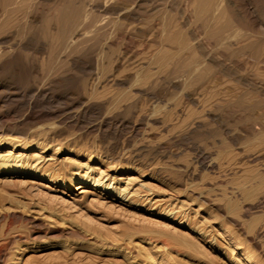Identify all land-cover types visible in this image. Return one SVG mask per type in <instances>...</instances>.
<instances>
[{
  "label": "rangeland",
  "instance_id": "1",
  "mask_svg": "<svg viewBox=\"0 0 264 264\" xmlns=\"http://www.w3.org/2000/svg\"><path fill=\"white\" fill-rule=\"evenodd\" d=\"M8 1L0 135L58 182L0 178V264H264V0Z\"/></svg>",
  "mask_w": 264,
  "mask_h": 264
},
{
  "label": "bare ground",
  "instance_id": "2",
  "mask_svg": "<svg viewBox=\"0 0 264 264\" xmlns=\"http://www.w3.org/2000/svg\"><path fill=\"white\" fill-rule=\"evenodd\" d=\"M8 1V0H7ZM13 1H15V0H13ZM27 1V0H26ZM105 1V0H104ZM110 1H113V0H110ZM159 1V0H158ZM187 1V0H186ZM196 1V0H195ZM195 1H193V2H195ZM217 1H220V0H217ZM230 1V0H229ZM5 2V1H4ZM22 2H23V0H22ZM135 2V1H134ZM190 0H189V4H187L186 6H188L187 7V9H189V6H190ZM216 2V0H197V2H196V4H197V6H198V10L201 12L200 13V15L202 14V13H204L203 15H206L205 13L206 12H208L209 11V9H210V7H213V6H211V5H214V3ZM221 2V1H220ZM235 2V1H234ZM8 3H9V1H8ZM7 3V4H8ZM104 3H106V2H104ZM136 3V2H135ZM142 3V2H141ZM230 3V2H229ZM6 4V5H7ZM68 4H70V3H68ZM68 4H65L66 6L68 5ZM217 4H219V3H217ZM220 4H222V3H220ZM15 5V4H14ZM65 5H64V8H65ZM79 5V4H78ZM120 5V4H119ZM135 5V4H134ZM216 5V4H215ZM214 5V6H215ZM230 5V4H229ZM21 6V5H20ZM98 6H99V4H98ZM121 6V5H120ZM133 6V5H132ZM136 6V5H135ZM184 6V5H183ZM196 6V5H195ZM196 6V7H197ZM223 6V5H222ZM228 6V5H227ZM9 7V6H8ZM73 9H75V6L73 5ZM103 7H104V5H103ZM108 7V6H107ZM114 7V6H113ZM194 7V6H193ZM219 7V6H218ZM229 7V6H228ZM228 7H225V10H226V14H227V18H228V21H224V25H221V26H219V27H217V29H215L214 30V28H212L213 30L212 31H214V34L215 35H222L221 33H224L223 31H226L227 32V30H228V27H230L231 25H230V23L232 22V19H236V17L234 16V13H230L229 12V8ZM102 8V7H101ZM118 8V7H117ZM131 8V7H130ZM195 8V7H194ZM233 8H234V6H233ZM10 9V8H9ZM68 9V8H67ZM108 9V8H107ZM136 9V8H135ZM240 9V8H239ZM5 10V9H4ZM69 10V9H68ZM71 10V9H70ZM114 10V9H113ZM117 10V9H116ZM121 10V9H120ZM171 10V9H170ZM192 10V9H191ZM210 10H212V9H210ZM13 11H15V10H13ZM65 11V10H64ZM72 11V10H71ZM74 11H79V10H77V9H75V10H73V12ZM118 11V10H117ZM128 11H130V10H128ZM134 11V10H133ZM220 11V10H219ZM233 11V10H232ZM231 11V12H232ZM59 12H60V10H59ZM73 12H71V13H73ZM131 12V11H130ZM210 12V11H209ZM235 12V11H234ZM255 12V11H254ZM108 13H109V11H108ZM118 13V12H117ZM124 13V12H123ZM128 13V12H127ZM133 13V12H132ZM218 13V12H217ZM221 13V12H220ZM253 13V12H252ZM135 14V13H134ZM133 14V15H134ZM215 14V13H214ZM237 14V13H236ZM64 15V14H63ZM71 16H73V14H70ZM132 15V16H133ZM209 15V14H208ZM216 15V14H215ZM214 15V16H215ZM13 16V15H12ZM62 16V15H61ZM65 16H66V14H65ZM127 16H128V14H127ZM130 16V15H129ZM214 16H212V18L214 17ZM219 16V15H218ZM17 17V16H16ZM59 17H60V15H59ZM67 17V16H66ZM66 17H65V19H66ZM76 17V16H75ZM105 17V16H104ZM126 17V16H125ZM201 17H203V16H201ZM216 17V21H218V19L220 18V16L217 18V16H215ZM214 17V18H215ZM13 18V17H12ZM20 18V17H19ZM77 18V17H76ZM124 18V17H123ZM127 18V17H126ZM129 18V17H128ZM130 18H131V16H130ZM171 18V17H170ZM213 18V19H214ZM6 19V18H5ZM59 19V18H58ZM71 19V18H70ZM78 19V18H77ZM209 19V18H208ZM259 19V18H258ZM18 20V19H17ZM72 20V19H71ZM76 20V19H75ZM74 20V21H75ZM84 20H86V19H84ZM121 20V19H120ZM189 20V19H188ZM187 20V21H188ZM221 20V19H220ZM19 21V20H18ZM63 21V20H62ZM98 21V20H97ZM101 21V20H100ZM209 21V20H208ZM207 21V22H208ZM65 22V21H64ZM70 22V21H69ZM75 22H77V21H75ZM219 22V21H218ZM12 23V22H11ZM68 23V22H67ZM66 23V24H67ZM85 22L83 21V24H84ZM181 23V22H180ZM206 23V22H205ZM34 24V23H33ZM63 24H65V23H63ZM65 24V25H66ZM74 24V23H73ZM90 24H92V23H90ZM93 24H95V23H93ZM102 24V23H101ZM182 24H184L183 22H182ZM218 24V23H217ZM75 25V24H74ZM79 25V24H78ZM214 25V24H213ZM230 25V26H229ZM235 25V24H234ZM93 26V25H92ZM215 26V25H214ZM79 27V26H78ZM206 27V26H205ZM250 28V27H249ZM235 29V28H234ZM247 29H248V27H247ZM74 30V29H73ZM79 30V29H78ZM99 30V29H98ZM77 31V30H76ZM95 31V30H94ZM176 31V30H175ZM211 31V33H213ZM231 30H229V32H230ZM79 34H82L81 33V31H77ZM190 33V32H189ZM78 34V35H79ZM208 34H209V32H208ZM225 34V33H224ZM237 34V33H236ZM77 35V34H76ZM83 35H84V33H83ZM173 35V34H172ZM81 36V35H80ZM191 36V35H190ZM217 36H215V37H217ZM226 36V35H225ZM76 37V36H75ZM79 37V36H78ZM166 37V36H165ZM213 37V36H212ZM82 38V37H81ZM192 38H193V36H192ZM214 38V37H213ZM255 38V37H254ZM77 39V38H76ZM174 39V38H173ZM181 39V38H180ZM205 39H207V38H205ZM219 39H221V38H219ZM234 39V38H233ZM79 40V39H78ZM191 40V39H190ZM227 40V39H226ZM70 41H71V39H70ZM77 41V40H76ZM176 41V40H175ZM178 41V40H177ZM75 42V41H74ZM179 42L181 43V41L179 40ZM190 42V41H189ZM67 43H68V41H67ZM72 43H73V40H72ZM77 43H78V41H77ZM220 43V42H219ZM1 44V43H0ZM74 44H76V43H74ZM69 45H70V43H69ZM152 45H154V44H152ZM157 45V44H156ZM184 45V44H183ZM4 46V45H3ZM166 46V45H165ZM179 46H181V44L179 45ZM178 46V47H179ZM186 46V45H185ZM6 47H11V46H6ZM26 47V46H25ZM32 47V46H31ZM182 48H185V50H186V47H184V46H181ZM13 48V47H12ZM4 49V48H3ZM3 49L1 50V51H3ZM14 50V49H13ZM162 50V49H161ZM161 50H159V51H161ZM258 50V49H257ZM10 51L11 50H9V52H6V54L7 53H9L10 54ZM193 51V50H192ZM169 51H166V53H168ZM193 52H195V51H193ZM12 53V52H11ZM158 53V52H157ZM178 53V52H177ZM2 54V53H1ZM0 54V55H1ZM13 54V53H12ZM186 54V53H185ZM184 54V55H185ZM205 54V53H204ZM207 54V53H206ZM4 55H5V53H4ZM191 55V54H190ZM2 56V55H1ZM6 56V55H5ZM161 56H162V54H161ZM161 56H160V58H161ZM165 56H167V55H165ZM214 56V55H213ZM189 57V56H188ZM195 57V56H194ZM207 57V56H206ZM18 58V57H17ZM156 58V57H155ZM157 59H158V57H157ZM194 59V58H193ZM196 59V58H195ZM216 59V58H215ZM1 60V59H0ZM8 60V59H7ZM4 61V63H8V61ZM18 60V59H17ZM44 60V59H43ZM179 60V59H178ZM189 60V59H188ZM213 60V59H212ZM75 61V60H74ZM143 61V60H142ZM187 61V60H186ZM192 64H193V61H191V60H189ZM197 61V60H196ZM44 62V61H43ZM159 62V61H158ZM162 62V61H161ZM190 62H188V63H190ZM201 62V61H200ZM14 63V62H13ZM34 64H35V62H34ZM94 64V63H93ZM160 64V63H159ZM171 64V63H170ZM192 64H189V65H192ZM168 66H169V64H167ZM186 65V64H185ZM201 65V64H200ZM35 66H37V65H35ZM71 66V65H70ZM74 66V65H73ZM172 66V65H171ZM183 66H184V64H183ZM197 66V65H196ZM204 66H208L207 64L206 65H204ZM203 66V67H204ZM216 66V65H215ZM3 67V66H2ZM21 67V66H20ZM76 67V66H75ZM74 67V68H75ZM116 67V66H115ZM201 67V66H200ZM9 68V67H8ZM36 68V67H35ZM156 68V67H155ZM184 68V67H183ZM185 68H187L186 66H185ZM2 69V68H1ZM16 69V68H15ZM76 69V68H75ZM115 69V68H114ZM151 69V68H150ZM190 69V68H189ZM188 68L186 69V70H189ZM193 69V68H192ZM4 70V69H3ZM81 70V69H80ZM104 70V69H103ZM121 70V69H120ZM177 70V69H176ZM153 71V70H152ZM191 71V70H190ZM203 71V70H202ZM202 71H199V72H201V73H203ZM83 72V71H82ZM84 72H86V71H84ZM199 72H198V74H199ZM189 73V72H188ZM18 74H19V71H18ZM149 74V73H148ZM121 75V74H120ZM144 75V74H143ZM68 76V75H67ZM100 76H101V74H100ZM192 76V75H191ZM49 77V76H48ZM95 77V76H94ZM195 77V76H194ZM201 77V76H200ZM59 79V78H58ZM105 79V78H104ZM121 79V78H120ZM109 80V79H108ZM112 81H114V79H111ZM116 80V79H115ZM12 81V80H11ZM57 81V80H56ZM97 81V80H96ZM196 81V80H195ZM99 82V81H98ZM118 82V81H117ZM100 83V82H99ZM124 83V82H123ZM216 83V82H215ZM128 84V83H127ZM121 85H123V84H121ZM126 85V84H125ZM47 86V85H46ZM221 86V85H220ZM111 88V87H110ZM113 89V88H112ZM58 90V89H57ZM41 91V90H40ZM72 90H69V91H67V92H71ZM100 91V90H99ZM98 91V92H99ZM24 92V91H23ZM27 92H29V90L27 91ZM42 92H43V90H42ZM41 92V93H42ZM74 92V91H73ZM86 93V92H85ZM60 94V93H59ZM89 94V93H88ZM87 94V95H88ZM94 94H96V92L94 93ZM122 94V93H121ZM5 95V94H4ZM18 95V94H17ZM71 95V94H70ZM81 95V94H80ZM90 96H91V94H89ZM88 95V96H89ZM102 95V94H101ZM100 95V96H101ZM134 95V94H133ZM31 96V95H30ZM47 96V95H46ZM54 96V95H53ZM64 96V95H63ZM84 96V95H83ZM95 96V95H94ZM99 96V95H98ZM108 96V95H107ZM68 97H70L69 95H68ZM68 97H67V99H68ZM97 97V96H96ZM95 97V98H96ZM43 98V97H42ZM51 98V97H50ZM65 98H66V95H65ZM79 98V97H78ZM85 98V97H84ZM100 98V97H99ZM52 99V98H51ZM92 99H94V97H92ZM72 100H74V99H72ZM93 101V100H92ZM79 102V101H78ZM66 103V102H65ZM87 103V102H86ZM85 103V104H86ZM90 104V103H89ZM118 104H120V103H118ZM31 105V104H30ZM41 105V104H40ZM27 106V105H26ZM66 106V105H65ZM72 106V105H71ZM74 106H77V105H74ZM116 106V105H115ZM118 106V105H117ZM123 106V105H122ZM125 106V105H124ZM28 107V106H27ZM102 108V107H101ZM71 109V108H70ZM69 109V110H70ZM77 109V108H76ZM84 109V108H83ZM86 109V108H85ZM94 110V109H93ZM99 110V109H98ZM65 111V110H64ZM116 111V110H115ZM79 112V111H78ZM88 112V111H87ZM99 112V111H98ZM34 113V112H33ZM70 113H72V112H70ZM29 114V113H28ZM82 114V113H81ZM91 114V113H90ZM45 115V114H44ZM112 115V114H111ZM115 115V114H114ZM198 116V115H197ZM115 117H116V115H115ZM157 117V116H156ZM18 118V117H17ZM58 118V117H57ZM121 118V117H120ZM155 118V117H154ZM23 119V118H22ZM27 119V118H26ZM34 119V118H33ZM38 119V118H37ZM39 120V119H38ZM61 120V119H60ZM64 120V119H63ZM81 120V119H80ZM79 120V121H80ZM40 121V120H39ZM58 121V120H57ZM116 121H117V119H116ZM119 121V120H118ZM23 122V121H22ZM28 122V121H27ZM26 122V123H27ZM63 122V121H62ZM54 123H55V121H54ZM109 123V122H108ZM16 124V123H15ZM38 124V123H37ZM56 124H57V122H56ZM118 124V123H117ZM21 125V124H20ZM39 125V124H38ZM43 125V124H42ZM41 125V126H42ZM46 125V124H45ZM59 125H61V124H59ZM96 125V124H95ZM98 125V124H97ZM108 125V124H107ZM5 126V125H4ZM9 126V125H8ZM11 126V125H10ZM9 126V127H10ZM165 126V125H164ZM201 126V125H200ZM5 127H7V126H5ZM16 127V126H15ZM43 127H45L44 125H43ZM48 127V126H47ZM64 127V126H63ZM108 127V126H107ZM152 127V126H151ZM8 128V127H7ZM21 128V127H20ZM30 128V127H29ZM58 128V127H57ZM16 129H18V128H16ZM39 129H41V128H39ZM54 129V128H53ZM63 129V128H62ZM103 129V128H102ZM105 129H106V127H105ZM258 129V128H257ZM21 130V129H20ZM20 130H18V131H20ZM26 130V129H25ZM35 130V129H34ZM38 130V129H37ZM44 130V129H43ZM46 130V129H45ZM50 130H51V127H50ZM56 130V129H55ZM4 131V130H3ZM9 131V130H8ZM28 131V130H27ZM27 131H25V132H27ZM30 131H32V133H30V135H31V137L33 136L34 138L36 137H38V136H36V135H38V131H36L35 130V132L33 131V130H30ZM29 131V132H30ZM47 131V130H46ZM54 131V130H53ZM105 131V130H104ZM7 132V131H6ZM15 132V131H14ZM45 132V131H44ZM50 132V131H49ZM48 132V133H49ZM113 132V131H112ZM3 133V132H2ZM16 133V132H15ZM39 133H41L42 134V132H40L39 131ZM107 133V132H106ZM50 134V133H49ZM48 134V135H49ZM52 134V133H51ZM78 134H80V133H78ZM104 134V133H103ZM16 135V134H15ZM21 135V134H20ZM23 135V134H22ZM29 135V134H28ZM27 135V136H28ZM40 135V134H39ZM19 136V135H18ZM56 136V135H55ZM6 137V136H5ZM11 137V136H10ZM9 136H8V138H10ZM17 137V136H16ZM15 137V138H16ZM41 137V136H40ZM43 137H44V135H43ZM47 137V136H46ZM57 137V136H56ZM12 138H13V136H12ZM19 138V137H18ZM48 138H49V136H48ZM51 138H54L53 136L51 137ZM83 138V137H82ZM96 138V137H95ZM20 139V138H19ZM27 139V138H26ZM31 139H33V138H31ZM60 139V138H59ZM106 139V138H105ZM23 140V139H22ZM28 140V139H27ZM34 141H35V139H33ZM41 140V139H40ZM51 140V139H50ZM55 140V139H54ZM57 140L58 139H56L55 141L57 142ZM19 141V140H18ZM21 141V140H20ZM29 141V140H28ZM37 141V140H36ZM47 141V140H46ZM52 141V140H51ZM59 141V140H58ZM43 142H45V141H43ZM43 142H40L39 141V143H37V147H38V150H43L44 148H46L45 147V144H43ZM50 142V141H49ZM48 142V143H49ZM54 142V141H53ZM75 142V141H74ZM77 142V141H76ZM51 143V142H50ZM49 143V144H50ZM48 144V145H49ZM75 144V143H74ZM7 145H10V151H8V153L9 154H7V152L5 153V154H3L2 153V150L1 149H3L4 147H6ZM55 145V144H54ZM70 145V144H69ZM138 145V144H137ZM30 146H34V144L33 143H27L26 141H24V142H17V139H7V137L6 138H4V137H2L1 135H0V178H8V179H10L9 181H13L14 183L15 182H18V181H20L21 179H23V178H25V177H28V176H30V177H40V178H46V179H48V181H51V182H54V181H56V178H54L53 177V175L51 174L52 172H51V163H42V160H41V158H34L35 160H30V156H28L27 154H25V152L24 153H22V152H20V153H18V154H16L15 152H13V151H15V150H19V149H21L22 151H26V150H29L30 149ZM148 146V145H147ZM49 147V146H48ZM81 147V146H80ZM220 147V146H219ZM226 147V146H225ZM90 148V147H89ZM259 148V147H258ZM59 149V148H58ZM86 149V148H85ZM55 150H56V148H55ZM54 150V151H55ZM106 150V149H105ZM126 150V149H125ZM264 151V150H263ZM39 152V151H38ZM12 153H15V154H12ZM56 153V152H55ZM201 153V152H200ZM39 154V153H38ZM38 154H32V155H34V157L35 156H37ZM30 155V154H29ZM115 155V154H114ZM139 155V154H138ZM260 155V154H259ZM39 157V156H38ZM119 157V156H118ZM31 158H33V157H31ZM43 158V157H42ZM51 158V157H50ZM136 159H138V158H136ZM39 160H41V161H39ZM46 160H47V158H46ZM45 159H44V162L46 161ZM53 160V159H52ZM115 160V159H114ZM51 161V160H50ZM57 161V160H56ZM79 163V162H78ZM55 164V163H54ZM54 164H53V166H54ZM63 164V163H62ZM87 164V163H86ZM229 167V166H228ZM262 168H264V167H262ZM53 169V168H52ZM231 169V168H230ZM57 171V170H56ZM75 171V170H74ZM105 171V170H104ZM86 172V171H85ZM87 174V173H86ZM102 174V173H101ZM104 174V173H103ZM258 174V173H257ZM76 175H80L81 176V172H76ZM75 175V176H76ZM74 178H78L79 179V177H74ZM263 178V177H262ZM58 179V178H57ZM5 180V179H4ZM244 181V180H243ZM258 181V180H257ZM56 182H58V180L56 181ZM20 183V182H19ZM258 183H259V181H258ZM11 184V183H10ZM243 184V183H242ZM89 186H90V188H94L95 190L97 189V188H100L101 190H103V191H106V194L108 195V196H110V195H112V196H118V200L120 201V202H125V201H128L129 200V198L130 197H128V192H125V190H120L119 188H117V187H114V188H112V186L110 185V184H105L101 179H99V178H94L93 180H91V178H90V176H87V175H84V176H81L80 177V182L77 184V186H75L76 188L75 189H77V190H81V193H83V192H86V190H87V188H89ZM144 187V186H143ZM247 187V186H246ZM127 189V188H126ZM102 191V193H104ZM136 192V191H135ZM139 192V191H138ZM244 193V192H243ZM140 195V194H139ZM144 195V194H143ZM128 197V198H127ZM132 197V196H131ZM138 197V196H137ZM105 198V197H104ZM132 199V198H131ZM139 199V198H138ZM175 211V210H174ZM174 216V215H173ZM177 217V216H176ZM174 219V218H173ZM179 221V224L180 225H184V222L183 221H180V219L178 220ZM190 222V221H189ZM186 227H188V226H186ZM192 227V226H191ZM202 229V228H201ZM200 229V230H201ZM204 232H206V231H204ZM204 232H202V231H199L198 230V228H197V230H196V234H198V235H200V236H203L204 235ZM9 234V233H8ZM38 236V235H37ZM206 236V235H205ZM193 237V236H192ZM194 238V237H193ZM199 238V237H198ZM195 239H196V237H195ZM201 239V238H200ZM241 247V246H240ZM147 248V247H146ZM152 248V247H151ZM182 249V248H181ZM184 250V249H183ZM235 250V249H234ZM7 251V250H6ZM149 251V250H148ZM4 252V251H3ZM150 252V251H149ZM6 254V253H5ZM242 255H243V257L245 258V259H247V260H250V261H252L251 260V256L247 253V252H243L242 253ZM3 257V256H2ZM4 259V258H3ZM150 259V258H149ZM3 263H4V261H2ZM241 262V261H240ZM17 263V262H16ZM253 263H254V261H253ZM252 263V264H253ZM9 264V263H8Z\"/></svg>",
  "mask_w": 264,
  "mask_h": 264
}]
</instances>
